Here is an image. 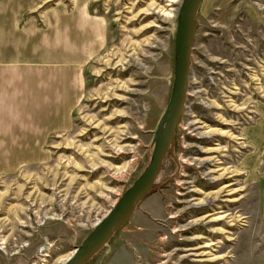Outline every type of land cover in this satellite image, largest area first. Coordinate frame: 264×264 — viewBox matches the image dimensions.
<instances>
[{"label":"rangeland","instance_id":"obj_1","mask_svg":"<svg viewBox=\"0 0 264 264\" xmlns=\"http://www.w3.org/2000/svg\"><path fill=\"white\" fill-rule=\"evenodd\" d=\"M87 1L106 41L68 117L42 132L20 117L16 134L0 126V149L38 147L0 150V264H63L151 155L182 0ZM197 18L173 153L86 264H264V0H202ZM21 88L48 93L31 80ZM11 99L34 115L46 104Z\"/></svg>","mask_w":264,"mask_h":264},{"label":"crops","instance_id":"obj_2","mask_svg":"<svg viewBox=\"0 0 264 264\" xmlns=\"http://www.w3.org/2000/svg\"><path fill=\"white\" fill-rule=\"evenodd\" d=\"M14 1L6 7L0 2V126L16 134L20 117L31 133L34 127L42 132L68 117V108L79 96L76 89L82 83L84 64L106 41L107 21L90 11L87 0H72V5L56 1L45 6L40 16L29 13L35 12L30 8L37 0ZM29 80L48 93L21 88ZM11 91L21 101L33 97L46 104L38 115L28 106L16 109L14 100L10 104ZM5 146L11 149L0 150H38L34 143Z\"/></svg>","mask_w":264,"mask_h":264},{"label":"water","instance_id":"obj_3","mask_svg":"<svg viewBox=\"0 0 264 264\" xmlns=\"http://www.w3.org/2000/svg\"><path fill=\"white\" fill-rule=\"evenodd\" d=\"M202 0H182L174 39L173 81L169 100L154 130L148 163L93 228L76 245L63 264H85L131 217L137 204L155 186L167 153H173L175 130L179 123L190 79L191 49L198 26V9Z\"/></svg>","mask_w":264,"mask_h":264},{"label":"trees","instance_id":"obj_4","mask_svg":"<svg viewBox=\"0 0 264 264\" xmlns=\"http://www.w3.org/2000/svg\"><path fill=\"white\" fill-rule=\"evenodd\" d=\"M151 191H152V190H151ZM151 191H150V192H151ZM101 249H102V248H101ZM101 249H100L99 251H101ZM96 254H97V253H96ZM86 263H87V262H86ZM86 263H85V264H86Z\"/></svg>","mask_w":264,"mask_h":264}]
</instances>
